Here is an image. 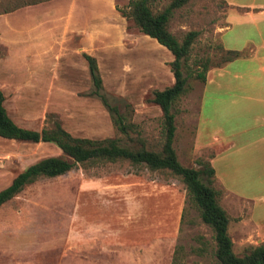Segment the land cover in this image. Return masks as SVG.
Here are the masks:
<instances>
[{
	"label": "rangeland",
	"instance_id": "374dc122",
	"mask_svg": "<svg viewBox=\"0 0 264 264\" xmlns=\"http://www.w3.org/2000/svg\"><path fill=\"white\" fill-rule=\"evenodd\" d=\"M13 1L0 0V12ZM128 1L48 0L26 5L6 12L10 13L8 19L1 17L0 31H6L4 37L14 55L28 53L25 50H29L31 44L46 49L48 44L55 42L51 48L56 51L67 27L76 24L73 19L80 20L85 29L100 27L102 50H106L105 42L115 39L119 33L121 43L128 48L131 44L128 34L140 32L116 10L125 9ZM168 1L155 0L152 11L162 9ZM78 8L83 14L79 13V19L73 18ZM232 9L224 0H188L173 10L168 30L177 40L188 30L198 31L187 61L191 69L195 68L194 59L207 57L211 63L216 60L218 55L214 46L219 43V38L215 30L225 24L226 14ZM18 39L23 44L15 43ZM76 39L73 35L75 45ZM152 44V41L148 47L140 44L135 52L146 53L152 50ZM244 47L239 51L242 57H247L248 49ZM160 48L169 54L163 46ZM6 53V46L0 43V57ZM33 53L30 57L39 52L34 50ZM156 54L158 52L154 50L148 57ZM104 66L117 69V80L122 93L127 95L121 96L104 88L103 91L128 102V58L122 62L112 58L104 60ZM111 81L112 78L106 79V86H110ZM186 86V93L174 105L173 147L182 165L196 166L197 158L206 161L209 154L204 151L193 156L190 149L202 82L189 76ZM88 90L73 96L45 95L41 90L37 95H21L16 99L22 109L38 113L36 126H49L46 115L53 114L60 124L74 133L114 135L99 100L84 95ZM148 96H135L129 102L132 105L131 121L148 144L156 146L161 139L160 116L142 117L144 106H153L146 101ZM41 114L42 118H39ZM1 140L4 139L0 137ZM0 148L5 152L0 157V189L25 165L56 155L51 144L13 140L0 143ZM84 180H100L105 186L103 193H80L79 186ZM212 185L216 186L213 182ZM162 220L165 222L163 231L158 227ZM243 246L235 245L233 249L237 253ZM213 247L211 230L200 221L179 178L166 171L133 166L125 160L86 168L77 164L58 177H39L0 205V264H214Z\"/></svg>",
	"mask_w": 264,
	"mask_h": 264
},
{
	"label": "crops",
	"instance_id": "0c3cea01",
	"mask_svg": "<svg viewBox=\"0 0 264 264\" xmlns=\"http://www.w3.org/2000/svg\"><path fill=\"white\" fill-rule=\"evenodd\" d=\"M224 1L234 7L226 14L225 24L216 27L215 33L219 42L227 49L239 50L245 46L244 49L247 48L248 53L247 57L240 56L205 72V79L198 94L190 149L193 156H198L204 151L209 153L206 159L213 168V183L216 184L214 187L221 191L219 203L227 214V231L234 247L264 243V0ZM236 7L247 9L239 10ZM76 13L73 18L79 19V13L82 15L83 10L78 8ZM8 15L10 13H5L0 18L8 19ZM72 21L76 24L67 27L65 35L60 37L61 45L56 51L51 48L56 44L52 42L46 49L31 44L29 50H25L29 51L28 53L18 52L14 55L12 48L7 46L9 43L4 37L6 31H0V43L7 48L6 55L0 57L2 105L7 116L17 126L37 131L42 128L41 125L35 124L38 113L22 109L16 97L37 95V91L41 90L45 91V95L73 96L90 88L82 52L95 57L102 87L121 96L127 94L122 93L123 89L117 80V69L111 66L105 68L104 60L109 61L112 58L122 62L128 58L130 103L135 96H148L150 90L163 89L173 82L167 65L172 60V55L162 50V45L156 42L155 44L152 39L139 34L141 32L136 35L128 34V40H131L128 48L121 43L122 35L119 33L115 39L105 42L107 46L104 51L100 27L85 29L80 20ZM7 28L12 31L10 26ZM73 35L77 36L76 45L72 43ZM149 41L153 42L152 50H147L146 53L135 52L140 44L148 47ZM15 43L23 44L21 39ZM34 50L39 53L30 57L31 54L34 55ZM154 50L158 54L148 57V53L153 54ZM28 55L32 59H29ZM9 56L13 58L8 59ZM110 78L111 84L106 86V79ZM142 111V117L161 114L158 106L154 104L151 108L144 106ZM105 115L110 127L108 114ZM39 118H42V114ZM61 126L74 137L102 139L114 136L112 133L81 135L63 124ZM3 139L0 143L13 141ZM35 143L51 144L56 149L54 156H58V153L61 155L60 149L53 143ZM4 155L5 152L0 148V157ZM9 182L10 179L7 184ZM104 187L100 180H84L79 186V192L103 193ZM158 227H162L160 229L163 231L164 220L158 222ZM124 240L128 241L126 238Z\"/></svg>",
	"mask_w": 264,
	"mask_h": 264
},
{
	"label": "trees",
	"instance_id": "16d2710c",
	"mask_svg": "<svg viewBox=\"0 0 264 264\" xmlns=\"http://www.w3.org/2000/svg\"><path fill=\"white\" fill-rule=\"evenodd\" d=\"M45 1L48 0H14L2 8L0 13ZM154 1L129 0L125 9L116 8V10L126 20H130L142 34L153 38L172 55L168 66L173 82L163 89L150 90L146 98V101L158 106L161 112V139L156 146L148 144L146 138L140 135L137 125L131 121L132 105L121 97L103 91L95 57L82 52L81 56L86 62L91 84L84 95L95 97L100 101L108 114L114 136L102 139L74 137L61 126L53 114L46 115L50 125H44L38 131L19 127L7 116L0 91V137L33 143L50 142L61 151V155L42 157L14 175L10 182L0 189V205L39 177L50 178L62 175L77 164L86 168L125 160L133 166L141 165L149 171H166L170 176L179 178L188 201L198 211L200 221L211 230L214 264H264V243L245 244L240 252L234 251L227 231V214L219 203L221 191L212 185L214 172L207 159L203 161L197 158L196 166L182 165L173 147L174 105L187 91V78L190 76L204 82L205 72L209 68L219 67L225 62L240 57L241 51L224 48L219 42L214 46L218 55L214 62L211 63L207 57L197 58L193 60L195 68L191 69L187 61L198 31L188 30L180 40H177L168 30V21L173 10L184 5L188 0H169L162 9L152 11L151 6Z\"/></svg>",
	"mask_w": 264,
	"mask_h": 264
}]
</instances>
